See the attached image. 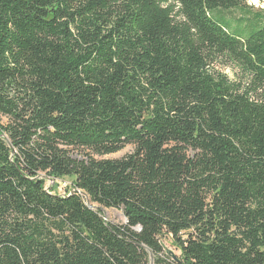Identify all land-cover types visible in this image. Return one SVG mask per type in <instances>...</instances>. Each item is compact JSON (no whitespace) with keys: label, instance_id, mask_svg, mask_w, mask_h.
Masks as SVG:
<instances>
[{"label":"trees","instance_id":"trees-1","mask_svg":"<svg viewBox=\"0 0 264 264\" xmlns=\"http://www.w3.org/2000/svg\"><path fill=\"white\" fill-rule=\"evenodd\" d=\"M250 1L0 0V264H264V19L225 16Z\"/></svg>","mask_w":264,"mask_h":264},{"label":"rangeland","instance_id":"rangeland-1","mask_svg":"<svg viewBox=\"0 0 264 264\" xmlns=\"http://www.w3.org/2000/svg\"><path fill=\"white\" fill-rule=\"evenodd\" d=\"M225 16L228 20L232 22L233 26H236L239 23L245 25L252 20L253 16H259L264 19V2H260L258 0L250 1L242 8L233 9L225 12ZM214 69L216 71L226 74L231 80H244L239 69L234 64L227 62L226 60H221L220 62L218 61L216 64H214ZM7 120L8 119L5 116L0 115V124H6ZM133 150H134V146L128 145L116 153L102 155V156L93 155V157L96 159H119L132 153ZM71 155L75 158L84 159L87 158L88 153L85 150H73L71 152ZM73 181H74L73 176H65L59 179L47 178L46 185L47 188L52 190L53 192L63 195L71 192L72 189L75 188L73 186ZM88 204L91 203L89 202ZM103 212L105 213L106 219L113 224L126 223V218L124 216V213L120 209L104 208ZM162 243L164 244L168 252L171 253L174 257L177 258L180 255V251L174 245L173 238L171 235L165 234L162 237Z\"/></svg>","mask_w":264,"mask_h":264},{"label":"water","instance_id":"water-1","mask_svg":"<svg viewBox=\"0 0 264 264\" xmlns=\"http://www.w3.org/2000/svg\"><path fill=\"white\" fill-rule=\"evenodd\" d=\"M152 262V264H153V261H151Z\"/></svg>","mask_w":264,"mask_h":264},{"label":"bare ground","instance_id":"bare-ground-1","mask_svg":"<svg viewBox=\"0 0 264 264\" xmlns=\"http://www.w3.org/2000/svg\"><path fill=\"white\" fill-rule=\"evenodd\" d=\"M254 1H257V0H254Z\"/></svg>","mask_w":264,"mask_h":264}]
</instances>
